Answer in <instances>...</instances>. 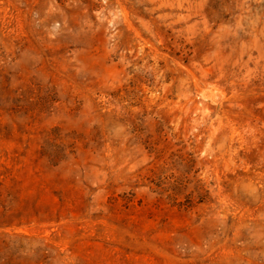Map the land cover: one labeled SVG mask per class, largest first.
I'll list each match as a JSON object with an SVG mask.
<instances>
[{"label":"rangeland","instance_id":"374dc122","mask_svg":"<svg viewBox=\"0 0 264 264\" xmlns=\"http://www.w3.org/2000/svg\"><path fill=\"white\" fill-rule=\"evenodd\" d=\"M0 264H264V0H0Z\"/></svg>","mask_w":264,"mask_h":264}]
</instances>
